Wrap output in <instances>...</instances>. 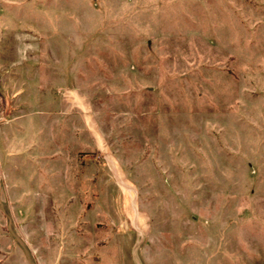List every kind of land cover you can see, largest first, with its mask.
<instances>
[{"label":"rangeland","instance_id":"374dc122","mask_svg":"<svg viewBox=\"0 0 264 264\" xmlns=\"http://www.w3.org/2000/svg\"><path fill=\"white\" fill-rule=\"evenodd\" d=\"M0 264H264V0H0Z\"/></svg>","mask_w":264,"mask_h":264}]
</instances>
